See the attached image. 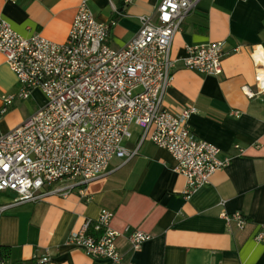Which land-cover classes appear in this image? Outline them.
<instances>
[{
	"label": "crops",
	"instance_id": "obj_1",
	"mask_svg": "<svg viewBox=\"0 0 264 264\" xmlns=\"http://www.w3.org/2000/svg\"><path fill=\"white\" fill-rule=\"evenodd\" d=\"M162 1L92 0L91 7L99 22L116 23L110 44L119 50L139 33V18L154 15ZM79 3L0 0V20L26 38L41 35L63 44ZM216 42L226 43L221 76L184 67L190 47ZM171 54L179 63L165 106L175 113L194 106L198 113L190 118L193 133L218 146L222 158L232 157L230 165L187 200L186 179L176 172V159L145 141L131 161L114 158L110 173L83 193L76 189L67 198L52 195L7 210L0 221V248L9 264H41L44 258L50 260L47 264H113L68 245L70 234L88 219H97L103 209L115 213L114 229L129 226L152 235L138 251L120 240L128 263L264 264V240H257L264 233V93L249 99L243 90L256 92L255 61L264 59V0H202L176 34ZM18 87L0 53V95L15 93ZM42 95L37 89L0 114V136L44 106ZM140 136L126 147L136 148ZM16 198L10 191L0 193V205ZM237 212L247 220L242 230L222 216Z\"/></svg>",
	"mask_w": 264,
	"mask_h": 264
},
{
	"label": "built area",
	"instance_id": "obj_2",
	"mask_svg": "<svg viewBox=\"0 0 264 264\" xmlns=\"http://www.w3.org/2000/svg\"><path fill=\"white\" fill-rule=\"evenodd\" d=\"M201 1L163 0L154 15L139 18V33L119 50L110 44L116 23L99 22L92 0H80L63 44L41 35L26 38L0 20V53L19 85L17 92L0 95V114H7L17 100H28L37 89L46 99L29 119L0 136V193L17 195L0 205V221L10 208L52 195L67 198L76 189L83 193L110 173L114 158L131 161L145 141L176 159V172L186 179L187 200L230 165L232 157L222 158L218 146L193 133L190 118L198 113L194 106L175 113L164 104L179 63L171 54L174 38ZM225 46L216 42L190 47L184 67L221 76ZM263 60L255 61L256 92L243 88L249 99L264 93ZM133 125L142 134L138 146L129 149L124 141L132 138ZM235 149L244 153L238 145ZM222 216L240 230L246 226L240 212ZM114 217L113 211L103 209L97 219H88L70 234L68 245L93 259L131 264L124 259L120 240L138 251L152 235L129 226L116 230ZM257 240H264V233ZM49 261L44 258L41 264ZM0 264H9L1 248Z\"/></svg>",
	"mask_w": 264,
	"mask_h": 264
},
{
	"label": "rangeland",
	"instance_id": "obj_3",
	"mask_svg": "<svg viewBox=\"0 0 264 264\" xmlns=\"http://www.w3.org/2000/svg\"><path fill=\"white\" fill-rule=\"evenodd\" d=\"M42 103H43V95H42ZM39 102V101H38ZM29 105L30 106H32V105H34V103H32V102H29ZM131 132H132V138L131 139H126L125 141H124V145L125 146H129V145H133V144H135L136 143V141H137V139H138V137L140 136V134H142V129L140 128V127H137V126H135V125H133L132 127H131ZM139 132V133H138ZM117 162V160H113L111 163H112V165L114 164V163H116Z\"/></svg>",
	"mask_w": 264,
	"mask_h": 264
},
{
	"label": "bare ground",
	"instance_id": "obj_4",
	"mask_svg": "<svg viewBox=\"0 0 264 264\" xmlns=\"http://www.w3.org/2000/svg\"><path fill=\"white\" fill-rule=\"evenodd\" d=\"M264 61V60H263Z\"/></svg>",
	"mask_w": 264,
	"mask_h": 264
}]
</instances>
